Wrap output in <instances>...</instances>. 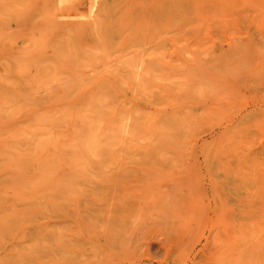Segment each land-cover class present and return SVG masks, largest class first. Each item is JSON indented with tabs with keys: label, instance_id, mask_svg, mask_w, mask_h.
<instances>
[{
	"label": "rangeland",
	"instance_id": "rangeland-1",
	"mask_svg": "<svg viewBox=\"0 0 264 264\" xmlns=\"http://www.w3.org/2000/svg\"><path fill=\"white\" fill-rule=\"evenodd\" d=\"M10 1L0 0V54L17 52L30 24L72 21L92 43L94 17L50 24L47 0ZM123 2L111 38H131L133 63L112 78V103L130 129L104 150L112 161L70 167L61 156L35 173V192L10 185L16 175L29 187L31 163L0 167V264H264V0Z\"/></svg>",
	"mask_w": 264,
	"mask_h": 264
},
{
	"label": "bare ground",
	"instance_id": "bare-ground-1",
	"mask_svg": "<svg viewBox=\"0 0 264 264\" xmlns=\"http://www.w3.org/2000/svg\"><path fill=\"white\" fill-rule=\"evenodd\" d=\"M68 5L72 6L70 11L66 9ZM82 6L84 10H81ZM32 7L35 8V5L32 4ZM114 7H118L121 15L127 9L123 0H47L41 10V21L51 24L57 16L70 14L74 17L77 15L76 18L85 15L91 19L94 17L88 28L92 43L84 45L83 40L81 42L83 30L72 26L76 24L72 21L67 23L65 29L56 32L50 25L38 31V27L35 29L30 24V30L20 38L21 48L15 53L0 54V110L11 106V109L8 108L10 112L0 114V167L14 172L22 164L27 167L32 164L28 171L33 176L20 177L24 184L29 183V187L19 185L18 176L12 175L11 187L16 183L19 186L18 189L13 188L15 193L19 188V192H35L40 185V181L34 178L35 173L50 174L61 156L69 162L70 167H87L102 155L107 159L105 162H110L109 159L112 161L114 157L106 155L104 150L111 151L113 145L118 144L114 136L124 139L130 129L123 117L118 116L119 108L116 111L112 103L115 88L112 78L117 75L118 80L133 63L129 60L132 50L128 49L131 38L123 34L117 39L111 38ZM3 19L6 20L0 12V22ZM117 26L121 29L119 24ZM13 36L10 42L17 41L16 34ZM63 79L71 81L65 85L61 81ZM53 86L56 89L50 91ZM43 90L48 92L46 96L39 95ZM20 115H25L24 121H14L5 127L1 125L7 118ZM104 139L107 140L104 142ZM64 150H69L66 151L69 154H64ZM28 159H32V162H28ZM53 180L54 176L50 175L47 182ZM42 192L39 194L42 195ZM44 194L49 196L48 199L54 198L52 194V197ZM0 216L3 221L4 215L3 218ZM4 220L7 221V218ZM55 241L59 243L58 239Z\"/></svg>",
	"mask_w": 264,
	"mask_h": 264
}]
</instances>
